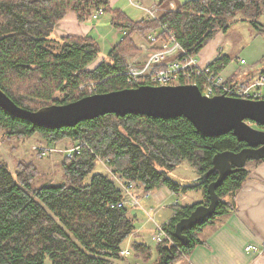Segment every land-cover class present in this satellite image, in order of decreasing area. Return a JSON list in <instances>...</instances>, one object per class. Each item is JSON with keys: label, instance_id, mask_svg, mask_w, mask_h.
Wrapping results in <instances>:
<instances>
[{"label": "trees", "instance_id": "1", "mask_svg": "<svg viewBox=\"0 0 264 264\" xmlns=\"http://www.w3.org/2000/svg\"><path fill=\"white\" fill-rule=\"evenodd\" d=\"M108 4V0H0V90L16 106L36 111L89 96L85 91L92 86L93 95L147 85L128 83L123 53H135L133 35L162 37L159 26L148 20L132 22ZM260 7L253 0H196L165 12L159 20L185 50L197 54L215 33L227 30L229 19L239 11L253 9V28L264 34V24L257 21ZM100 8L103 13L113 11V26L123 27L127 35L109 52L111 63L101 61L88 68L99 55L94 42L51 36L68 13L83 22ZM229 62L228 56L218 55L210 67L220 73ZM16 82L24 83L27 93L19 94L14 88ZM83 85L85 88L80 89ZM0 129L10 138L40 135L46 145L67 141L77 148L60 162L64 181L58 185L33 186L34 176L14 175L0 164V264H117L123 258L122 243L135 232V217L129 214V207L113 208L122 194L111 181L109 168L123 181L142 185L144 191L168 187L177 192L184 188L172 183L167 173L181 162L186 161L203 175L217 153L246 147L232 133L203 137L184 117L165 120L107 114L74 126L47 129L0 108ZM99 161L107 175L93 173ZM247 175L245 168L232 173L216 188L214 215L183 231L188 238L186 245L175 238L174 228L198 204L173 207V217L162 227L172 246L166 240L157 243L153 256L148 246L133 241L129 249L134 258L149 264L182 261L201 244L197 232L234 210L227 196L235 195ZM216 178L217 174L211 173L192 188L204 191L206 204V188Z\"/></svg>", "mask_w": 264, "mask_h": 264}, {"label": "rangeland", "instance_id": "2", "mask_svg": "<svg viewBox=\"0 0 264 264\" xmlns=\"http://www.w3.org/2000/svg\"><path fill=\"white\" fill-rule=\"evenodd\" d=\"M257 3L261 6L260 15L257 20L259 23L264 24V0H257ZM122 4L124 6L123 11L125 15L131 20V16L136 19V14L138 13L137 8L129 4L127 0H123ZM253 13V9H249L247 12H236L235 15L229 19L227 30L225 32L219 31L215 33L213 38L202 48V50H213L215 55L223 54L229 56V64L220 72L224 78H229V76L234 75L235 80L244 81L258 75L259 72L264 69V34L253 28V21H255ZM64 18L55 28L52 37L54 38V35H57L59 40L66 36L81 37L94 42L98 47L99 55L88 68L94 67L95 63L97 64L99 61L111 63L108 58L109 52L113 47L117 46L122 39H125L127 35V31L123 27L113 26V11L107 10V12H102L97 20H92V18H90L87 21L80 22L73 13H68ZM221 37L222 40H220ZM133 39L134 41L136 39L134 35ZM202 50H200L198 54ZM123 55L126 59V64H128L132 55L130 57H127L128 54L125 55L123 53ZM238 59L245 60L246 64L240 66L237 61ZM85 86L86 85H83L81 87L85 88ZM92 87L86 89L85 92L88 95L93 93L91 90L93 89ZM14 88L19 94L27 93L25 91V84L22 82L14 83ZM55 99H57V97H55ZM75 151L76 148L67 141L46 145L45 140L41 138L40 135L28 138H10L0 129V164L5 165L14 175L18 172L22 175L34 176L33 186L36 187L58 185L60 182H63L64 178L59 168L60 162L65 157L69 158L72 156ZM95 172L107 175V171L103 169L100 161L94 168L93 173ZM109 175L111 181H113V174L110 172V169ZM167 177L175 185H182L183 187L187 185L192 186L197 185L198 173L194 167L189 165L186 161H183L175 169L169 171ZM114 183L117 185L116 182ZM148 194L150 196L149 200L147 199L148 201L141 197L143 201H146L142 202L141 206L145 207L146 210L151 213L156 225L162 226L166 223L167 219L173 215L172 206L174 205V194L168 187H161L148 192ZM179 195L182 196V201L184 203H187V201L184 200L189 197L195 198L194 193H189L185 198H183V192H180ZM177 200L179 204H184L180 203L178 198ZM139 209L140 208L133 210ZM131 215L135 216L134 226L138 235L127 238L121 245L123 250L130 240H132L148 246L153 256H155L154 251L157 243L166 240L169 245L172 246L174 244L161 228L160 229L164 232V236L161 237V242H158L157 239L155 240V237H157L159 233L155 229L154 224H152L148 220V217L142 212H131ZM122 256L123 258L120 256L121 258L116 262L117 264H147L139 259H135L131 250L130 253L128 252V255L125 254L127 258H124V255Z\"/></svg>", "mask_w": 264, "mask_h": 264}, {"label": "water", "instance_id": "3", "mask_svg": "<svg viewBox=\"0 0 264 264\" xmlns=\"http://www.w3.org/2000/svg\"><path fill=\"white\" fill-rule=\"evenodd\" d=\"M0 108L15 118L47 129L70 127L107 114H135L165 120L184 117L203 137L232 133L246 147L238 152L217 153L212 158L210 170L200 176L202 179L211 173L217 174L216 180L206 188L208 203L196 206L189 216L175 225L174 236L183 245L188 243L184 230L193 229L214 215L218 204L215 190L224 179L243 170L247 161L264 160V130L254 128L249 123L264 127V100L249 101L224 96L207 98L194 85H140L106 94L89 95L72 103L51 105L36 111L16 106L0 90Z\"/></svg>", "mask_w": 264, "mask_h": 264}, {"label": "crops", "instance_id": "4", "mask_svg": "<svg viewBox=\"0 0 264 264\" xmlns=\"http://www.w3.org/2000/svg\"><path fill=\"white\" fill-rule=\"evenodd\" d=\"M139 1L143 7L151 8V6L156 5L155 8L157 10V14L161 16L165 12L176 11L177 8L183 5L184 3L196 0ZM253 1L257 2V0ZM122 2L123 0H108V5L110 8L117 10L124 16H126L123 11L124 6ZM137 10L138 13L136 14V19H134L131 15L130 16L132 20L129 19L127 16L126 17L132 22H139L141 20H145V12L139 8H137ZM135 37L137 39H135L136 51L134 54L131 55H137L140 53L137 49V44L139 45L146 38L142 37V39L141 37L136 35ZM57 38L58 36L54 35V39ZM57 40H59V38ZM220 40H222V37L220 38ZM197 54H195L196 58L198 56V61L203 65L211 64L218 56V54L215 55V52L213 50L208 49H204L198 55ZM233 80H235L234 75L229 76L228 81L231 82ZM244 168L248 172L245 181L242 183L241 187L237 190L233 197L227 196V200H230L231 203H234V210L230 214L217 219L214 224L207 225L201 231L197 232L198 239L202 241L201 244L196 245L192 252L188 256L184 257L182 261L176 262L174 264H264V251H259L257 253L245 251V248L247 246H256L259 248L262 243H264V160L247 161ZM200 176L201 175H199L198 173L197 185H187L184 187L182 185H178L180 188L184 189H180L177 192H172L174 194L173 206L187 207L197 204H206L204 191L200 188L192 189L193 187L199 185L198 180L200 179ZM180 192L184 193L183 198H185L189 193H194L195 198L189 197L188 199L184 200L187 201V203H184L182 201V196L179 195ZM144 194H148V192L144 191L143 186L136 185L133 191H131L129 194H122L121 196L122 199L126 200V207L130 208V215L131 212H142L145 216L148 217V220L152 224H154L155 229L159 231L160 228L162 229L163 225H156L151 213H149V211L146 210L145 207L141 206L142 202H146L141 199L142 195ZM149 198L150 196L148 194V200ZM177 198L179 199L180 203L184 204H179ZM137 208L140 209L133 210ZM173 215L167 219L166 223L170 221ZM136 235H138V232L135 230L132 236L135 237ZM132 242L133 241L130 240L126 248H124L128 249L129 253V246ZM149 262L147 264H149Z\"/></svg>", "mask_w": 264, "mask_h": 264}, {"label": "built area", "instance_id": "5", "mask_svg": "<svg viewBox=\"0 0 264 264\" xmlns=\"http://www.w3.org/2000/svg\"><path fill=\"white\" fill-rule=\"evenodd\" d=\"M128 1L131 5L145 12L146 20L156 22L162 33V37L159 38L153 34H148L145 40L138 45L137 49L140 53L131 56L132 58L124 72L129 84L140 82L154 87L194 85L199 88L201 95L207 98L224 96L249 101L264 100V72L261 71L258 75L244 81L233 80L229 82L228 78H224L221 73L214 72L210 64H201L195 54L188 52L180 45L173 33L160 22L156 5L148 8L143 7L139 0ZM102 12L101 8L94 12L92 20H97ZM237 61L240 66L246 64L243 59ZM81 89L84 88L81 87ZM112 180L117 183V187L123 195L129 194L136 185H139L134 182L123 181L117 174L112 175ZM142 197L148 199V194H144ZM124 206H126V200L122 199L113 205V208ZM158 233L155 240L161 242L164 232L159 229ZM245 251L251 253L264 251V243L259 248L247 246ZM120 254L128 255V251L123 250Z\"/></svg>", "mask_w": 264, "mask_h": 264}, {"label": "flooded vegetation", "instance_id": "6", "mask_svg": "<svg viewBox=\"0 0 264 264\" xmlns=\"http://www.w3.org/2000/svg\"><path fill=\"white\" fill-rule=\"evenodd\" d=\"M254 128H256V126ZM262 129H264V128H262Z\"/></svg>", "mask_w": 264, "mask_h": 264}]
</instances>
